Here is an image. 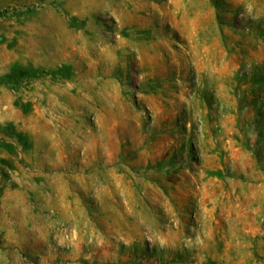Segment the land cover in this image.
<instances>
[{"label":"rangeland","instance_id":"374dc122","mask_svg":"<svg viewBox=\"0 0 264 264\" xmlns=\"http://www.w3.org/2000/svg\"><path fill=\"white\" fill-rule=\"evenodd\" d=\"M0 264H264V0H0Z\"/></svg>","mask_w":264,"mask_h":264}]
</instances>
